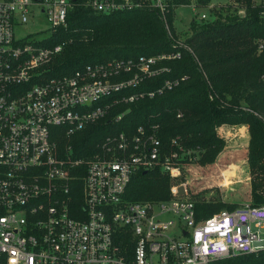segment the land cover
<instances>
[{
	"label": "built area",
	"instance_id": "built-area-1",
	"mask_svg": "<svg viewBox=\"0 0 264 264\" xmlns=\"http://www.w3.org/2000/svg\"><path fill=\"white\" fill-rule=\"evenodd\" d=\"M252 2L264 18V0ZM86 3L104 14L156 11L168 33L167 14L176 7L173 0ZM218 3L207 4V14L200 15L195 1L189 5L193 17L205 21L215 19L211 8ZM232 4L239 16L245 15L244 6ZM71 6L72 0H0V264H209L264 251V204L241 202L199 216L196 202L215 199L197 198L207 188L204 169L196 164L198 151L183 149L176 138L162 143L159 124L106 135L86 157L73 158L70 146L61 147L63 139L104 118L114 106L153 97L187 79L163 78L155 89H138L170 73L168 61L179 58V50L111 58L41 79L43 67L63 46L41 43L67 26ZM37 9L47 28L17 39L14 30L34 18ZM255 42L260 53L264 38ZM174 47L186 45L176 41ZM260 79L264 83V68ZM241 125L247 132L248 126ZM229 126H217V135L227 136ZM195 164L198 169L193 170ZM154 169L169 176V198L126 201L132 175ZM209 187L220 188L214 183ZM225 202L232 204L227 198Z\"/></svg>",
	"mask_w": 264,
	"mask_h": 264
},
{
	"label": "trees",
	"instance_id": "trees-1",
	"mask_svg": "<svg viewBox=\"0 0 264 264\" xmlns=\"http://www.w3.org/2000/svg\"><path fill=\"white\" fill-rule=\"evenodd\" d=\"M87 0H72L67 26L41 44L63 43L62 51L44 67L41 79L69 74L87 64L111 58H137L180 51V57L168 61L171 72L148 80L138 89H155L163 78L187 75L171 90L153 97L144 96L129 104H119L102 119L63 139L73 158L91 155L98 142L114 132H132L139 125L159 124L160 139L176 138L183 149H194L196 162L210 163L224 148L225 141L215 128L220 124L247 125L248 168L251 175V204H264V49L257 53L256 40L264 38V18L252 0H236L245 7L239 16L232 5L215 10V19L190 22L186 47H174V8L167 14L169 33L161 16L153 10L133 9L104 14L93 10ZM213 0H196L207 5ZM222 1V0H216ZM189 0H173L175 6ZM242 3V4H241ZM190 49V51L188 50ZM124 112L120 120L115 116ZM181 114L178 117L177 114ZM238 137H247L238 128ZM173 149L177 150L176 146ZM170 178L159 169L136 171L127 184L128 202L159 201L170 196ZM82 185L79 182V188ZM82 196L77 204L82 205ZM199 216L207 217L221 208L234 206L219 200L198 201ZM209 264H264V251L234 255Z\"/></svg>",
	"mask_w": 264,
	"mask_h": 264
},
{
	"label": "rangeland",
	"instance_id": "rangeland-1",
	"mask_svg": "<svg viewBox=\"0 0 264 264\" xmlns=\"http://www.w3.org/2000/svg\"><path fill=\"white\" fill-rule=\"evenodd\" d=\"M191 1L196 0H189L188 3H179L175 8L174 11V34H170L172 38H175L176 41L182 42L184 41V37L190 36V22L193 18L192 15V9L190 7ZM216 1V0H213ZM211 1V2H213ZM233 1L239 3L236 0H222L218 1L219 3L217 6L211 8V12L215 13L216 9H219L222 6H228L229 4L233 3ZM209 2V3H211ZM208 3V4H209ZM187 4V5H186ZM242 4V3H241ZM233 6V4H232ZM235 7L231 10H233ZM206 5H199V9L197 10L200 13L205 12L207 14ZM216 14V13H215ZM48 23L44 19V17L40 14L39 9L36 10V14L34 18H29V20L22 24L19 28H16L14 30L15 37L17 39L22 38H29V36L33 33L43 31L47 28ZM38 37H41L43 34L38 33L35 34ZM246 138L241 139L238 136H232V139L229 140L228 146L223 148L221 152H219L221 155L215 158L216 164H218L219 170L214 174L213 172H210V169L206 171V167H213L215 165V162L212 163H199L196 164L200 165L202 169H205V171H202L201 175L205 177V183L207 184V191L206 197L210 199H220L219 201H222V198H227L228 200L232 201V204L234 207L238 204H241V202H251L250 199V190H251V175L248 168V161H247V150L245 148ZM192 165L193 170L198 169L197 165ZM208 164V165H207ZM197 166V167H196ZM212 169V168H211ZM222 183V186L220 188H210L209 185L213 183V177H216L215 180H217ZM223 202V201H222ZM225 203V202H224ZM228 204V203H226ZM233 207V208H234ZM224 210H230L228 208H221L218 211H224ZM216 211V212H218ZM214 213V212H213Z\"/></svg>",
	"mask_w": 264,
	"mask_h": 264
},
{
	"label": "crops",
	"instance_id": "crops-1",
	"mask_svg": "<svg viewBox=\"0 0 264 264\" xmlns=\"http://www.w3.org/2000/svg\"><path fill=\"white\" fill-rule=\"evenodd\" d=\"M241 126H243V125H241ZM240 125H232V126H229V128H230V130L231 131H229V134L227 135V136H225V137H223L222 136V138L224 139V141H225V146H224V148L225 147H227L228 146V142H229V140L230 139H232V136H237L236 134L238 133V128H240L241 127ZM246 135H247V137H246V143H245V148H246V150L248 151V142H249V132L247 131L246 132ZM223 150V149H222ZM221 150V151H222ZM220 151V152H221ZM221 154L219 153L218 154V156H220ZM217 156V157H218ZM218 160H219V157L217 158ZM215 162V161H214ZM214 162H212V163H214ZM217 162V161H216ZM216 162H215V165L213 166V167H208V168H206V171L207 170H209L210 169V172H213L214 174L216 173V169H217V172H218V170H219V168H218V164H216ZM212 168V169H211ZM204 171H205V169H204ZM219 173H220V170H219ZM222 173V172H221ZM221 173H220V175H221ZM222 176V175H221ZM215 178L216 177H213V183H214V185H219V187H221L222 186V183L220 182V181H218V176H217V180H215ZM202 183H204V181L202 182ZM214 188H218V187H214ZM207 189L208 188H206V189H204V190H202V191H200V194H198L197 195V198H203V197H206L207 195H205L206 194V191H207ZM250 194H251V190H250ZM215 200H219V199H215ZM224 200L226 201V199L224 198ZM224 201V202H225ZM226 203V202H225Z\"/></svg>",
	"mask_w": 264,
	"mask_h": 264
},
{
	"label": "water",
	"instance_id": "water-1",
	"mask_svg": "<svg viewBox=\"0 0 264 264\" xmlns=\"http://www.w3.org/2000/svg\"><path fill=\"white\" fill-rule=\"evenodd\" d=\"M178 192H179V194L183 193V186L182 185L178 187Z\"/></svg>",
	"mask_w": 264,
	"mask_h": 264
}]
</instances>
